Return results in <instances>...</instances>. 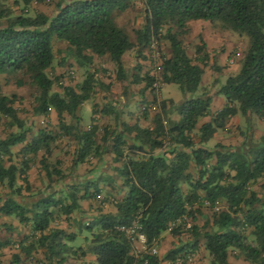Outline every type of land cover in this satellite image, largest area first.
Returning <instances> with one entry per match:
<instances>
[{
    "label": "trees",
    "instance_id": "1",
    "mask_svg": "<svg viewBox=\"0 0 264 264\" xmlns=\"http://www.w3.org/2000/svg\"><path fill=\"white\" fill-rule=\"evenodd\" d=\"M7 1L0 0V77L17 88L31 86L33 114L48 117L53 111L58 122V131L33 133L18 115L19 97L6 94L0 83V123L4 121L9 130L0 137V189L4 191L0 216L29 229L30 235L17 245L19 252L35 264H64L87 254L94 256L95 264H161L163 260L175 262L202 246L211 264H230V253L250 264H264V201L253 190L264 179V134L248 148L208 146L237 114L254 115L264 122V0H62L56 3L53 16L31 15L28 8L54 0H12L19 14ZM137 1L143 4L144 19L132 32V40L114 14L126 12ZM192 21H206L218 31L248 39L238 72L216 91L225 100L219 111L213 115L211 96L202 94L173 109L171 101L162 100L152 117L146 106L141 119L131 123L106 104L98 113L112 117L114 124L100 125L92 115L89 125L82 127V106L94 100L96 87L110 89L96 78V71H89L96 58H108L115 83L143 85L141 93L150 90L154 100L156 82L176 84L184 94L198 92L209 56L202 40L194 57L187 53L185 39ZM53 40L64 42L65 55L85 69L79 85L61 86L60 78L52 74L56 66L67 62L61 58L55 64ZM163 45L167 54H160L155 73L143 72L146 53ZM131 52L136 61L129 70L123 57ZM57 84L60 91L54 90ZM205 118L209 121L201 123ZM64 138L73 141L68 172L60 161L49 162ZM106 156L113 163L123 196L112 201L111 211H100L84 221L79 217L82 203L104 204L100 200L103 179L97 171L83 179L78 167L92 159L102 163ZM37 163L47 185L33 191L29 172ZM205 205L213 211L211 221L183 231L179 222L195 221ZM103 206L98 205L102 210ZM70 221L75 232L68 231ZM134 221L146 238L147 250L160 247L166 232H187L189 249L171 250L163 259L148 251L132 253L130 241L118 228ZM79 235L86 236L84 247L75 249ZM11 243L0 240V250ZM37 250L42 259H35ZM20 262L13 255L9 264Z\"/></svg>",
    "mask_w": 264,
    "mask_h": 264
},
{
    "label": "rangeland",
    "instance_id": "2",
    "mask_svg": "<svg viewBox=\"0 0 264 264\" xmlns=\"http://www.w3.org/2000/svg\"><path fill=\"white\" fill-rule=\"evenodd\" d=\"M62 0H54L51 3H32L28 8L29 14L34 12H42L48 16H53L56 12L55 5L57 2ZM7 4L12 6L15 14H19L20 10L12 5V0H8ZM143 4L137 1L133 4V7L126 12H115L114 17L117 23L122 26L134 39L132 32L138 29L144 19ZM190 34L185 39L186 50L189 56L194 57L196 45H201V40L206 45H209L210 53H208L207 65L204 68V75L201 81V87L195 94H184L178 85L176 84H164L161 85L156 82L153 87L156 89L157 100H154L153 94L150 90L141 93L143 85H129L127 82L115 83L113 79V66L108 61V58H96L94 64L89 68L90 72L96 71V78L99 79L103 85H110V89L106 90L103 87H96V95L91 103H86L81 108V115L83 117L82 127L89 125L90 117L93 115L100 125H112L114 120L112 117L103 116L98 112L106 105L112 104L116 112L120 114V119L127 122H135L141 119L142 111L144 107L148 106L149 113H156L158 111V104L160 101H171V109L175 106H179L185 100L190 98H196L205 94L211 96L213 103L211 104L210 110L214 111L221 107L222 103L225 104V100L222 96L216 94L218 87L223 84L227 77L234 75L238 72L241 59L244 51L248 45V39L246 36H240L230 31H218L209 22L206 21H192L189 24ZM66 44L57 40H53V51L55 56V64L58 63L61 58H64L67 62L63 66H56L52 74L59 77V84L61 86H76L79 85L85 76V69H81L77 66L73 59L68 58L65 55ZM206 48V47H205ZM208 50V49H207ZM167 54V47L162 46L161 50H158L154 46L152 52L146 53L147 60L142 62L143 72L154 74L160 60V54ZM135 54L133 52L128 53L124 56V64L127 69L132 70L135 63ZM3 76L0 77V83L2 90L8 94H16L19 99L17 100L15 107L18 111L20 119L26 122L31 128L32 132L35 133L39 129H48L58 131L57 117L52 111L48 117L36 116L33 114V97L34 89L25 84L21 88L14 86L15 84H8L5 82ZM55 91H60V86L57 84L54 87ZM148 104H145L147 103ZM93 112V113H92ZM175 115H172V118ZM177 117V115H176ZM66 120L67 117H66ZM142 124L143 123L142 121ZM9 130L5 125V122L0 123V137L5 136ZM264 134V122L257 119L254 115L241 116L237 114L233 117L226 126V129L218 131L214 138L209 141L208 146L213 148L215 144L219 143L228 147H239L248 148L253 143H256L260 137ZM18 149V148H16ZM15 149V150H16ZM73 150V141L71 138H64L57 143V148L54 150L53 156L49 162L55 164L56 161H60V167L64 172H68V166L70 165V156L68 153ZM113 163L109 156L103 159L102 163H96L95 159L90 160L88 163L78 167L77 173L79 177L91 178L92 175L97 171L100 173L103 179L101 187L103 188L100 200L104 204H98L96 202H84L82 203V213L79 214L80 218L84 221H89L91 217L98 214L100 211H111L113 208L114 200L119 199L123 196L120 188V180L115 176L112 170ZM113 177L109 180L108 177ZM29 182L33 191L43 190L46 188L47 182L44 180L43 174L40 171L39 164H35L31 167L29 172ZM110 184L108 187L107 184ZM115 187V189L113 187ZM253 190L258 193L261 199L264 201V179L259 180L254 186ZM4 194V191L0 189V197ZM106 199V200H104ZM111 202V203H110ZM98 205H104L102 209ZM208 205L199 208V213L196 214L195 221L189 219H183L180 221V227L182 230H187V225L193 224L202 226L207 221H211L213 211L207 207ZM198 208V206H195ZM74 218V217H73ZM13 223L16 224L13 228ZM6 225L10 226L11 230H4L2 227ZM62 227L67 230V226L63 223ZM69 229L68 231H70ZM29 231L20 225L16 220L0 216V240L11 239L13 248L10 250H1L0 258L9 264L15 253L19 252L16 247L20 240L25 237ZM249 231L245 232V235L251 240L252 238ZM190 242V236L187 232H182L180 235H172L171 232L163 234L161 240V246L157 248L158 254L162 259L171 250L183 247L184 251L189 249L188 243ZM12 250L14 252H12ZM137 250L132 248V253ZM194 262L193 264H211L210 256L204 252L203 247L200 246L195 252L192 253ZM73 260V258H72ZM78 260V259H76ZM228 260L231 264H250L244 260L243 257L238 256L235 253H230ZM75 261V260H74ZM84 263H88V258L83 257ZM30 264H35L30 262ZM161 264H176L169 260H163Z\"/></svg>",
    "mask_w": 264,
    "mask_h": 264
},
{
    "label": "crops",
    "instance_id": "3",
    "mask_svg": "<svg viewBox=\"0 0 264 264\" xmlns=\"http://www.w3.org/2000/svg\"><path fill=\"white\" fill-rule=\"evenodd\" d=\"M190 24V23H189ZM208 49V50H207ZM210 48H209V45H206V51H207V53H210V50H209ZM124 58V57H123ZM124 60V59H123ZM213 103V101L211 102V104ZM224 106V104L222 103V105H221V107L220 108H218L217 110H212L211 111V113L214 115L217 111H219L222 107ZM156 113H150V117H152V116H154ZM173 119L174 120H177L178 118L175 116V117H173ZM209 121V118H205V119H203V120H201V123H205V122H208ZM127 122V121H126ZM132 123V122H131ZM134 123V122H133ZM200 125V124H199ZM96 173V172H95ZM95 173H94V175H95ZM119 184H121V183H119ZM108 185V187L110 186V184L108 183L107 184ZM120 186V185H119ZM84 206V205H83ZM66 226H67V224H66V222H63ZM62 223V224H63ZM61 224V225H62ZM71 224H74L73 222L71 223V221H70V226H69V229H71L70 230V232L72 231V232H75V226L74 225H72L71 226ZM13 225V228H14V226H16V224L15 223H13L12 224ZM61 225H60V227H61ZM28 231H29V229L28 228H26ZM27 235H30V233L28 232V233H26ZM86 236L85 235H79V236H77V238H76V240H75V242L73 243V246H75L74 248L76 249L77 247H84V243H83V239L85 238ZM4 240H7V239H4ZM11 240V239H10ZM70 245H71V243H69ZM17 247V246H16ZM10 249H14L13 248V244L11 243V245L10 246H7V247H5V248H3V249H1V250H3V251H5V250H10ZM1 250H0V252H1ZM204 250V249H203ZM12 252H14L13 250H12ZM205 252V251H204ZM15 253H17L18 254V256H19V258H20V260H21V262L19 263V264H30V261L24 256V254H22L21 252H15ZM206 253V252H205ZM34 254V257H35V259H42V257H43V255L41 254V250H37V252L36 253H33ZM0 255H1V253H0ZM85 257H87L88 258V263H86V264H95L94 263V261H95V258H94V256H92V255H90V254H87ZM76 259H78V260H76ZM0 260H2L1 258H0ZM75 260V261H74ZM3 264H7L5 261H1ZM229 263L231 264V262L229 261ZM64 264H85L84 263V261H83V257H73V260L72 259H68V261L67 262H65Z\"/></svg>",
    "mask_w": 264,
    "mask_h": 264
},
{
    "label": "built area",
    "instance_id": "4",
    "mask_svg": "<svg viewBox=\"0 0 264 264\" xmlns=\"http://www.w3.org/2000/svg\"><path fill=\"white\" fill-rule=\"evenodd\" d=\"M154 46L152 47V49ZM191 225L188 224L187 228H190ZM118 230L127 237V239L130 241L132 248L136 249L137 251L135 254L148 251L150 255H157L158 250L157 248L153 247L150 250H147L146 248V238L143 234L139 232V226L136 221H134L130 226L128 227H119ZM194 258L192 254H187L184 256H178L175 260L176 264H193Z\"/></svg>",
    "mask_w": 264,
    "mask_h": 264
}]
</instances>
